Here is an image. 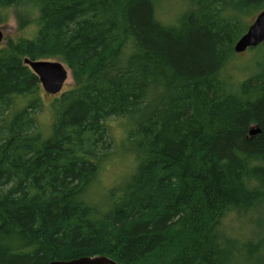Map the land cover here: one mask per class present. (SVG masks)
<instances>
[{"label":"trees","instance_id":"1","mask_svg":"<svg viewBox=\"0 0 264 264\" xmlns=\"http://www.w3.org/2000/svg\"><path fill=\"white\" fill-rule=\"evenodd\" d=\"M20 1L0 0V25ZM186 1L163 23L158 0H37L0 48V264H264V41L233 49L264 0ZM24 58L74 78L48 127Z\"/></svg>","mask_w":264,"mask_h":264},{"label":"rangeland","instance_id":"2","mask_svg":"<svg viewBox=\"0 0 264 264\" xmlns=\"http://www.w3.org/2000/svg\"><path fill=\"white\" fill-rule=\"evenodd\" d=\"M188 3L186 0H158L157 12L158 18L163 23H174L177 16L186 10ZM38 14V2L37 0H24L20 1L18 4L12 6L8 9V19L5 23L0 25V30L2 31L3 38L0 41V48L6 47L11 44L17 37L20 35H29L33 29L32 20ZM254 17V16H253ZM252 16L248 18L246 15L245 20L249 23L253 19ZM249 53H240L235 56L229 68L231 71L235 72L237 76L243 75V72L246 71L245 65L249 63L248 61ZM248 61V62H247ZM246 63V64H245ZM249 68H253L250 65H246ZM245 69V70H244ZM74 85V78L71 75V72L68 70L67 78L64 81L61 90L56 94H50L45 92L42 87L40 91V97L42 100V107L39 111L38 120L44 126H49L52 121L51 113V102L60 95L61 92L69 89ZM42 125V127H43ZM113 127V139L118 141L121 138V132L112 123ZM129 160V159H128ZM130 162V160H129ZM127 159H121L119 162L113 161V164H109L105 167L103 174L100 177V184L102 185L101 189L103 191L107 190L109 187L113 186L115 180L122 178L126 175L130 166L128 167ZM130 171V170H129ZM232 218L229 216L226 220L227 224L232 223ZM229 225V224H228ZM241 226L245 231H240L238 233L239 241L243 239L244 234L252 233L250 225L245 222L241 223ZM246 232V233H245ZM243 234L242 238L241 235Z\"/></svg>","mask_w":264,"mask_h":264},{"label":"water","instance_id":"3","mask_svg":"<svg viewBox=\"0 0 264 264\" xmlns=\"http://www.w3.org/2000/svg\"><path fill=\"white\" fill-rule=\"evenodd\" d=\"M3 38L0 30V41ZM264 41V8L261 9L248 25L246 31L234 44V51L239 53L248 47L257 46ZM23 62L36 74L42 89L50 94L58 93L67 78L68 69L62 62L57 60H31L24 58ZM257 127L249 130L250 134L258 132ZM47 264H116L112 259L105 256L78 257L70 260H54Z\"/></svg>","mask_w":264,"mask_h":264}]
</instances>
